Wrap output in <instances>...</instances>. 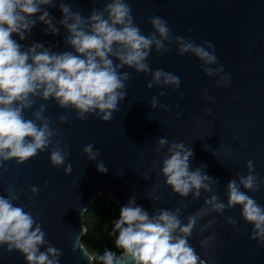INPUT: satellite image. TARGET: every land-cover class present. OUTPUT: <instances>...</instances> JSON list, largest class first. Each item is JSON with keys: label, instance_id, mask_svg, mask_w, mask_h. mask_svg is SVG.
<instances>
[{"label": "water", "instance_id": "water-1", "mask_svg": "<svg viewBox=\"0 0 264 264\" xmlns=\"http://www.w3.org/2000/svg\"><path fill=\"white\" fill-rule=\"evenodd\" d=\"M54 2V7L44 6V10L53 17L59 35L45 34L47 26L37 23L24 41L18 35L12 38L25 48L43 43L54 52L74 51L64 44L67 30L59 24L63 17L60 3H67L73 11L90 16L93 8L102 10L108 0ZM128 3L135 23L145 35L153 31L149 17L156 15L167 20L178 36L194 39L198 45L211 41L219 64L232 76L231 85L217 87L218 77H207L195 56H180L172 45V50L163 55L153 48L147 62L152 71L163 69L177 75L182 81L180 88L173 91L154 86L148 90L150 75L122 69L131 76L126 86L127 97L118 105L119 111L109 123L94 114L85 121L77 120L74 110H62L55 102L40 99L32 110L25 111L26 118L31 119L32 113L45 104V115L52 119L56 129L63 130L64 143L71 146L65 166L71 163L73 170L71 175H66L64 168H54L50 161L51 149L23 165L7 162V171L0 173V195L6 196L9 186L17 191L23 189L17 206L28 205L26 211L42 224L48 244L63 252L60 264H97L95 259L88 258L85 252L93 255L82 241L85 252L78 245L75 252L72 249L77 238L82 239L86 233L85 211L103 193H110L121 207L135 196L136 204L150 215L160 208L174 210L187 205L181 215L185 224L187 216L203 206L205 196L210 198L211 193H202L199 200H194L191 194L183 200L166 186L162 175L153 171L154 165L160 167L158 162L167 152L165 149L160 155L156 154L160 137H167L170 143L182 141L193 148L191 169L206 166L207 174L219 180L215 194L225 204L228 202L227 184L237 174H248V160L254 161L256 174L264 181V0H128ZM205 90L213 102L205 99ZM160 91L166 93L159 99L161 104L170 106L168 112L151 107L152 97L158 96ZM208 108L212 109L211 115L204 114ZM61 115L69 116L71 122L60 124L57 118ZM88 144L101 152L96 162L88 160L82 150ZM227 148L233 149L231 157ZM100 161L108 169L106 174L97 170L96 164ZM144 173L151 178L145 180ZM32 186H38V195H32ZM154 190L155 195L164 197L159 203L148 198ZM248 195L264 205V185L260 192ZM241 211L236 207L221 216L212 213L195 229L189 244L206 264L209 261L210 264H264V247H258V242L251 239L253 226L244 221ZM225 217L237 221L238 230H233ZM212 219L217 222L215 227L201 236L200 227ZM213 234L215 247L201 248L199 241ZM0 264H26V260L19 252L9 254L3 248Z\"/></svg>", "mask_w": 264, "mask_h": 264}, {"label": "clouds", "instance_id": "clouds-1", "mask_svg": "<svg viewBox=\"0 0 264 264\" xmlns=\"http://www.w3.org/2000/svg\"><path fill=\"white\" fill-rule=\"evenodd\" d=\"M44 6L54 7L55 2L0 0V173L7 171V162L23 165L51 149V165L64 168L65 174L71 175V163L65 166L71 146L65 145L63 130L56 129L52 119L45 115V104L32 113L33 118L25 116L26 110L35 107L37 99L55 102L62 110H74L77 120L85 121L94 114L97 119L109 123L113 114L119 111L118 105L127 97L126 86L131 76L122 69L150 75L148 90L155 86L177 91L182 83L177 75L163 69L152 71L147 61L153 48L163 55L175 45L180 56H195L207 77H218L217 87L231 85L232 76L219 64L216 47L211 41L198 45L194 39L178 36L167 20L156 15L149 17L153 31L145 35L135 23L128 0H108L102 10L93 8L90 16L82 15L79 10L73 11L69 4L61 2L59 10L63 17L59 24L67 30L64 44L74 51L54 52L43 43H33L25 48L12 37L18 35L24 41L37 23L47 26L45 34L59 35L56 22ZM165 95L160 91L158 96L152 97L153 110L158 107L166 112L171 110L169 105L160 102L159 97ZM204 95L206 100L213 102L207 90ZM204 114L211 115L212 109H206ZM57 119L62 125L71 122L67 115ZM157 145V155L165 149L167 152L158 162L160 167L154 165L153 171L163 176L166 186L183 200L190 194L194 200H199L202 193H211L210 198L205 196L203 206L187 216L185 224L181 215L187 205L174 210L160 208L150 215L136 204L133 196L121 207L119 219L112 221L110 236L115 238L119 255L105 249L103 255L90 256L83 250L80 238L74 242L73 252L78 245L91 261L98 259L101 264H206L189 244L190 238L205 217L212 213L221 216L236 207L242 209L244 221L253 226L251 239L258 242V247H264V205L248 195L249 192H260L264 185L256 174L254 161H247V175L237 174L227 184L228 202L225 204L215 194L219 180L207 174L206 166L191 169L194 157L191 146L187 147L182 141L170 143L167 137L158 138ZM82 150L93 162L101 156L93 144ZM226 151L231 157L233 149ZM213 155L217 158L214 152ZM96 167L102 174L108 171L103 161ZM142 176L145 180L151 178L148 173ZM30 192L33 196L38 195V186H32ZM6 193V196L0 195V249L6 248L9 254L19 252L26 264H60L63 252L48 244L42 224L26 211L28 205L17 206L23 189L17 191L9 186ZM148 198L159 203L164 197L155 195L154 190ZM225 220L233 230H238L237 221L231 217H225ZM216 223L212 219L200 227L201 236ZM215 241L213 234L205 236L199 243L201 248L209 249L215 247ZM45 245L46 250L41 251Z\"/></svg>", "mask_w": 264, "mask_h": 264}, {"label": "trees", "instance_id": "trees-1", "mask_svg": "<svg viewBox=\"0 0 264 264\" xmlns=\"http://www.w3.org/2000/svg\"><path fill=\"white\" fill-rule=\"evenodd\" d=\"M119 215L120 211L116 209V203L108 201L103 194L99 195L85 211L87 230L81 241L91 253L103 255L105 249H108L120 254V250L115 246V238L110 236L112 221L118 220ZM95 262L101 264L98 259H95Z\"/></svg>", "mask_w": 264, "mask_h": 264}, {"label": "rangeland", "instance_id": "rangeland-1", "mask_svg": "<svg viewBox=\"0 0 264 264\" xmlns=\"http://www.w3.org/2000/svg\"><path fill=\"white\" fill-rule=\"evenodd\" d=\"M103 195L106 196V198H107L108 201H114V200H113V196H112L110 193H103ZM116 209H118V210L120 211L121 206L118 205V204H116ZM91 254H92L93 256L96 255L95 253H91Z\"/></svg>", "mask_w": 264, "mask_h": 264}]
</instances>
